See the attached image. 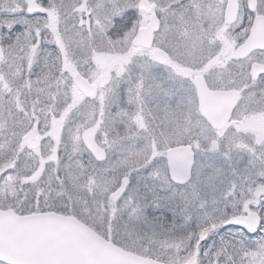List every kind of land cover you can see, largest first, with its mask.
Returning a JSON list of instances; mask_svg holds the SVG:
<instances>
[{"label":"snow or ice","instance_id":"1","mask_svg":"<svg viewBox=\"0 0 264 264\" xmlns=\"http://www.w3.org/2000/svg\"><path fill=\"white\" fill-rule=\"evenodd\" d=\"M0 264H264V0H0Z\"/></svg>","mask_w":264,"mask_h":264}]
</instances>
